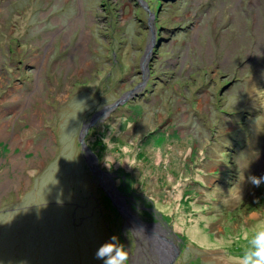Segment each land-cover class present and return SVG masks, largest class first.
Here are the masks:
<instances>
[{
    "label": "rangeland",
    "instance_id": "374dc122",
    "mask_svg": "<svg viewBox=\"0 0 264 264\" xmlns=\"http://www.w3.org/2000/svg\"><path fill=\"white\" fill-rule=\"evenodd\" d=\"M262 174L264 0H0V264L132 252L116 204L175 264H227L264 224Z\"/></svg>",
    "mask_w": 264,
    "mask_h": 264
},
{
    "label": "clouds",
    "instance_id": "9594fccd",
    "mask_svg": "<svg viewBox=\"0 0 264 264\" xmlns=\"http://www.w3.org/2000/svg\"><path fill=\"white\" fill-rule=\"evenodd\" d=\"M248 181L259 187L264 183V174L249 175ZM129 231H126V236ZM94 257L99 264H128L129 252L120 237L113 234L96 248ZM227 264H264V224L255 228L248 238V247L240 255L228 257Z\"/></svg>",
    "mask_w": 264,
    "mask_h": 264
},
{
    "label": "flooded vegetation",
    "instance_id": "af4514ba",
    "mask_svg": "<svg viewBox=\"0 0 264 264\" xmlns=\"http://www.w3.org/2000/svg\"><path fill=\"white\" fill-rule=\"evenodd\" d=\"M134 223H132V226H130V228L133 230H142L141 227H139L135 221H133ZM140 228V229H139ZM145 228V227H144ZM147 228H150L147 226ZM144 232V231H143ZM146 233V232H144ZM145 237H140L137 236L139 240H137L135 234L133 235L135 237V239L133 240V251L129 252V260H128V264H169V262H164L161 263L160 259H157V252L155 251V248L153 246V241L151 240V238L148 236V234H144ZM140 237V238H139ZM143 238V239H142ZM162 238V237H160ZM161 243H159V246H161L164 242L162 241L163 239H160ZM141 242V243H140ZM163 242V243H162ZM165 247H167V249L170 251V253H172V250H174L171 246V248L169 246H166L165 244H163ZM126 246V244H125ZM152 249V251H151ZM172 249V250H171ZM165 250V249H164ZM163 250V251H164ZM166 252L164 251V254ZM149 255V256H148ZM168 255H166V257H168ZM147 261V262H146ZM154 261V262H153ZM176 261H174L173 264H175Z\"/></svg>",
    "mask_w": 264,
    "mask_h": 264
},
{
    "label": "water",
    "instance_id": "95a60500",
    "mask_svg": "<svg viewBox=\"0 0 264 264\" xmlns=\"http://www.w3.org/2000/svg\"><path fill=\"white\" fill-rule=\"evenodd\" d=\"M119 102H117L116 104H114L113 106H112V108H114L115 106H117V104H118ZM107 112H109V107L108 108H106V109H104L102 112H100L93 120H92V122H91V124L92 123H94L98 118H100L102 115H106V113ZM86 130V132H87V128L85 129ZM80 140H81V145H82V150L84 151V152H86V154L88 155L89 154V157H94L95 158V160L97 159V157H96V155L89 149V147L86 145V143L84 142V140L83 139H81L80 138ZM96 162H94V161H92V167H91V170H92V172H96V169H97V172L96 173H98V175H97V177H99V178H101V180H103V174H101L102 173V171H101V169L97 166V164L98 163H96ZM101 172H99V171ZM116 206H117V208L119 209V211H120V213H122L123 215H125V214H127V215H129V216H131V214H130V212L123 206V205H121V204H116ZM131 218H132V220L133 221H135L136 222V224L139 226V227H141L142 229H144V227H150L152 224H149V225H146V224H143V222H142V220H140V218H138L137 216H135L134 214L131 216ZM151 228V227H150ZM145 230V229H144ZM146 231V230H145ZM153 231H160V230H158V229H156V228H151V230H150V232H153ZM147 232V231H146ZM149 232V231H148ZM161 232V231H160ZM151 234H154V233H151ZM160 235L161 236H159V237H162V241L165 243V245L166 246H171L174 250L172 251V253L167 257V259L169 260L170 259V264H172L173 262H174V260L177 258V256H178V254H179V252H180V249H179V247L176 245V244H174V243H172V241H171V239L166 235H164V233L162 234V233H160ZM170 247V248H171ZM172 250V249H171Z\"/></svg>",
    "mask_w": 264,
    "mask_h": 264
},
{
    "label": "bare ground",
    "instance_id": "6f19581e",
    "mask_svg": "<svg viewBox=\"0 0 264 264\" xmlns=\"http://www.w3.org/2000/svg\"><path fill=\"white\" fill-rule=\"evenodd\" d=\"M125 216H126V220L127 219H130V220H132V218H131V216H129V215H127V214H125ZM132 222H133V220H132ZM134 223V222H133ZM129 224H132V223H129ZM147 231H145V230ZM144 229H142L144 232H146V233H144L143 231H141V230H139L141 233H143V234H148V236L151 238V240L153 241V246H154V248H155V251L157 252V259L159 258L160 259V261H161V263H164V262H169V264H170V259L168 260L167 259V257H166V255H170L171 253H170V251L167 249V247H165L163 244H165V243H163L161 246H159V243H161V240L160 239H162V238H160L159 236H161L158 232H156V231H153V232H150V230H151V228H147V227H145ZM149 231V232H148ZM135 232V231H134ZM151 233H154V234H151ZM145 236V235H144ZM142 237V236H141ZM143 239V238H142ZM141 243V242H140ZM165 249V250H164ZM166 252L165 254H164V251ZM151 251H152V249H151ZM149 256V255H148ZM176 260V259H175ZM174 260V261H175ZM147 262V261H146ZM154 262V261H153ZM174 263V262H173ZM172 263V264H173ZM157 264V263H156ZM160 264V263H159Z\"/></svg>",
    "mask_w": 264,
    "mask_h": 264
}]
</instances>
